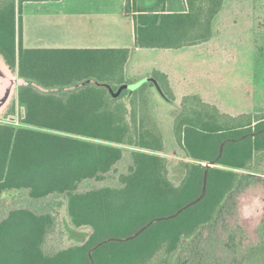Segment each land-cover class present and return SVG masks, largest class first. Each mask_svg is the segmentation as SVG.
Masks as SVG:
<instances>
[{"label":"trees","instance_id":"trees-1","mask_svg":"<svg viewBox=\"0 0 264 264\" xmlns=\"http://www.w3.org/2000/svg\"><path fill=\"white\" fill-rule=\"evenodd\" d=\"M135 1L125 10L134 12L136 47L163 49L207 44L224 3L186 0L185 12L164 13L165 0L152 8ZM128 56V49L23 48L15 0H0V57L25 81L8 110L23 109L19 125L0 121V198L22 189L33 199L64 196L72 225L91 228L83 243L46 252L55 217L13 208L0 219V264H264V215L254 240L228 219L234 194L255 182L247 172L264 173V113L235 117L186 98L174 129L188 161L175 185L156 153L163 143L149 113L151 84L129 94ZM153 77L163 91V78ZM126 149L132 162L121 187L78 190L84 180H103Z\"/></svg>","mask_w":264,"mask_h":264},{"label":"rangeland","instance_id":"rangeland-1","mask_svg":"<svg viewBox=\"0 0 264 264\" xmlns=\"http://www.w3.org/2000/svg\"><path fill=\"white\" fill-rule=\"evenodd\" d=\"M213 32L212 41L206 50H188L173 57L170 54L162 55L170 59L166 65L170 68L174 93L168 92L171 90L168 81L166 84L160 79L162 91L159 85L148 78L151 84L148 88L149 113L156 121L163 143L162 150L156 153L167 160L168 177L175 185L183 179L185 169L182 164L188 161L178 144L174 129L183 103L186 102L189 106L207 103L216 106L219 112L235 117L244 113H264V0H224L222 9L214 18ZM149 63H141L138 68L136 60L128 62L129 80L133 81V76L151 75L153 68L149 69ZM19 82L11 71H0V117L8 113L12 105V101L9 102ZM138 86L139 83L129 87V94ZM124 87L121 86L118 90ZM5 90L7 92L4 95ZM129 94L122 99L128 107ZM18 115L3 121L19 125ZM126 150L128 151L123 152L122 160L103 180H84L79 184L78 190L121 187L119 176L127 173L132 162L129 153L131 150ZM247 174L255 182L234 194L233 210L228 219L231 223L241 224L245 228L247 239L254 240L255 228L264 215V185L260 180L264 178V173ZM18 207L37 213L50 212L55 217V227L43 246L46 252L81 244L91 232L89 226L72 225L64 196L50 194L41 199H33L25 189L4 192L0 198V219L9 210Z\"/></svg>","mask_w":264,"mask_h":264},{"label":"crops","instance_id":"crops-1","mask_svg":"<svg viewBox=\"0 0 264 264\" xmlns=\"http://www.w3.org/2000/svg\"><path fill=\"white\" fill-rule=\"evenodd\" d=\"M141 8H152L156 0H136ZM16 4V38L23 48L54 49V50H102V49H128L129 56L124 65L126 78L130 77V68L127 63L136 60L137 67L141 63H149L151 75L133 76L130 86L141 85L148 82L159 84L154 75L169 82L171 93H174L170 68L166 63L164 54L179 55L188 50H206L212 41L205 45H192L179 49L138 48L134 39V12H126V0H15ZM164 13H181L187 10L186 0H165ZM213 29V28H212ZM214 34V32H213ZM140 55V56H139ZM160 55V56H158ZM145 56V59L142 57ZM141 58V59H140ZM147 59V60H146ZM174 61V60H173ZM171 62V61H170ZM145 68V67H144ZM11 71L0 57V71ZM141 70V69H140ZM136 71V70H135ZM11 74L16 75L11 71ZM17 76V75H16ZM19 85L25 81L19 78ZM7 90L4 91V95ZM17 89L11 98L15 104ZM16 114L23 109L16 103ZM0 109L2 107L0 106ZM15 115L7 112L0 121L13 119Z\"/></svg>","mask_w":264,"mask_h":264},{"label":"water","instance_id":"water-1","mask_svg":"<svg viewBox=\"0 0 264 264\" xmlns=\"http://www.w3.org/2000/svg\"><path fill=\"white\" fill-rule=\"evenodd\" d=\"M201 197V196H200ZM199 197V198H200ZM199 198H197L196 200H194V201H192V202H190L189 204H187L186 206H184L183 208H185V207H187L188 205H190V204H192V203H194L195 201H197ZM183 208H181V209H183ZM181 209L180 210H178V212H180L181 211ZM159 219H162V218H159ZM151 222H149V223H147L142 229H140L137 233H139L140 231H142L147 225H149ZM137 233L135 234V235H137ZM101 243H99L98 245H100Z\"/></svg>","mask_w":264,"mask_h":264}]
</instances>
